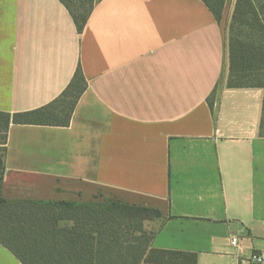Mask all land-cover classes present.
<instances>
[{"label":"crops","instance_id":"crops-1","mask_svg":"<svg viewBox=\"0 0 264 264\" xmlns=\"http://www.w3.org/2000/svg\"><path fill=\"white\" fill-rule=\"evenodd\" d=\"M236 1L220 20L203 0H98L79 30L60 0H0L1 111L49 104L78 68L87 81L68 126L10 125L8 176L163 201L154 247L264 264V87L228 85ZM0 264L23 263L0 243Z\"/></svg>","mask_w":264,"mask_h":264},{"label":"trees","instance_id":"trees-1","mask_svg":"<svg viewBox=\"0 0 264 264\" xmlns=\"http://www.w3.org/2000/svg\"><path fill=\"white\" fill-rule=\"evenodd\" d=\"M60 1L82 30L98 0ZM203 1L217 19L222 17L227 0ZM228 45V85L264 87V0L236 1ZM86 87L78 68L66 90L49 104L20 112L0 110L4 143L12 123L68 126ZM5 144L0 157V243L23 264H198L196 252L153 246L158 229H146L149 208L141 205L109 196L96 201L6 197Z\"/></svg>","mask_w":264,"mask_h":264},{"label":"rangeland","instance_id":"rangeland-1","mask_svg":"<svg viewBox=\"0 0 264 264\" xmlns=\"http://www.w3.org/2000/svg\"><path fill=\"white\" fill-rule=\"evenodd\" d=\"M223 19L222 17L220 20ZM231 20L227 22L226 29L230 33ZM4 138L0 134V157L4 155ZM5 169L3 180V194L9 198L29 197L43 199H71V200H102L105 196L113 197L132 204L149 208L144 220L149 232L156 231L166 217V203L157 199L116 191L110 188L89 184L80 181L64 179H42L33 176L9 174ZM8 178L6 183L5 179ZM40 185V188L31 189L30 184ZM25 184L28 186L26 187ZM26 187V188H25ZM151 209V210H150ZM160 213V215H158Z\"/></svg>","mask_w":264,"mask_h":264},{"label":"built area","instance_id":"built-area-1","mask_svg":"<svg viewBox=\"0 0 264 264\" xmlns=\"http://www.w3.org/2000/svg\"><path fill=\"white\" fill-rule=\"evenodd\" d=\"M239 243V238L234 236L232 238V244L237 245ZM250 261L253 263H262L264 262V253L254 252L250 258Z\"/></svg>","mask_w":264,"mask_h":264}]
</instances>
